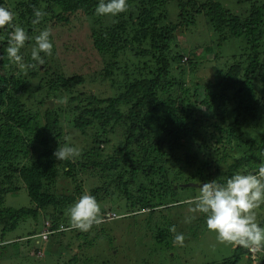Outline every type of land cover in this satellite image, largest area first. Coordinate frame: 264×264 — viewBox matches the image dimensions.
Masks as SVG:
<instances>
[{
    "label": "trees",
    "instance_id": "16d2710c",
    "mask_svg": "<svg viewBox=\"0 0 264 264\" xmlns=\"http://www.w3.org/2000/svg\"><path fill=\"white\" fill-rule=\"evenodd\" d=\"M171 1L177 2L179 12L177 20L168 23L167 5ZM248 1L251 6L244 18L234 14L219 0H127V11L104 25V15L95 11L99 0H15L10 4L11 10L10 0H0V5L14 13L13 24L23 27L31 38L21 49L25 62H31V57L22 51L32 48L34 38L41 30L49 25L53 27L54 20L67 23L68 15L81 12L91 20L95 50L106 56L102 77L109 79L118 73L122 77L119 82L114 80L112 83L115 93L105 98L89 92L83 98V94L76 92L85 84L84 76L76 73L66 76L60 71H55L49 80L40 82L35 90L30 82L40 78L42 67L39 65L25 71L10 61L5 49L11 29L7 26L0 29V243L8 241V234L15 231L22 221L37 220L50 208L54 210L53 214H48L49 219L52 218L53 231L64 225L68 230H74L61 221V216L85 194L84 181L79 177L87 173L90 177L92 172L96 176L99 174V181L104 182V186L92 188L89 193L102 207L103 215L111 208L106 209L102 201L115 199L117 207L125 208L126 213L121 216L126 218L146 211L151 215L152 210L160 206L158 203L164 201L170 200L167 205L179 203L177 184L171 180L170 173L173 164L180 163L185 156L189 168L198 166L195 174L202 182L224 179L238 171L257 170L262 162L260 153L264 151V51L261 50L264 0ZM53 7L59 8L57 15ZM34 8L46 13L38 24L33 23ZM198 15L207 18L218 35L219 44L231 38L247 39L246 56L242 55L226 71L217 70L214 75L218 80L215 84L218 94L214 92L213 77L206 88L197 86L195 96H201V90L204 93L203 98L197 99L203 115L194 109L196 101L190 96L185 97L190 93L189 89L179 86L178 90L176 82V78L183 79L187 66L192 72L200 68L202 50L184 54L179 49L181 34L196 25ZM186 55L196 60L183 62ZM124 56H132L137 61L130 64L127 60L122 66ZM43 65V73L48 75L52 68ZM209 84L212 85L208 87ZM51 99H67L64 102L66 107L56 105L53 108ZM230 103H235L236 107L228 112ZM214 113L215 121L207 124ZM226 113L231 115L230 118ZM68 116V129H78L87 138L91 135L90 130L97 131L91 146L81 150V157L57 160L53 153L58 146L66 144L64 121ZM247 124H254L248 131L253 132V128H257V136L246 137ZM200 131L207 136L208 143L201 138ZM111 134L120 144L112 147V158L105 160L102 144L110 143L108 137ZM194 144L197 150H193ZM36 147H39L36 149L38 155L34 158L29 148ZM205 149L209 155L212 150L220 153L216 162L220 161L221 165L216 170H213L214 159L207 156ZM235 151L239 156L234 155ZM180 152L185 154L184 158ZM17 157H22L23 161L15 163ZM9 168L18 172L32 207H4L6 196L18 189L12 188L13 172L4 177L1 175ZM112 173H117V176L110 181ZM60 177L71 181L74 193L56 192ZM110 184H117L115 192L108 191ZM115 218H105L104 221L102 218L100 225ZM95 225L99 227V224ZM100 229L101 233L106 232L105 226ZM166 233L169 235L162 229L158 236L165 241ZM79 234L85 241L84 245L93 244V240L100 236L97 234L91 242L89 234ZM49 238L43 242H48ZM37 251L45 252L42 246ZM235 252L223 264H239L243 256L250 254L241 246ZM74 260L77 261L76 258ZM249 260L252 262L250 257Z\"/></svg>",
    "mask_w": 264,
    "mask_h": 264
},
{
    "label": "rangeland",
    "instance_id": "374dc122",
    "mask_svg": "<svg viewBox=\"0 0 264 264\" xmlns=\"http://www.w3.org/2000/svg\"><path fill=\"white\" fill-rule=\"evenodd\" d=\"M15 0H10L8 5L12 4ZM203 1V0H199ZM226 8L232 11L234 14L241 17H247L251 2L248 0H219ZM54 13H59V8L53 7ZM12 9V5L9 6ZM168 12V23L175 22L178 16V6L176 1H171L167 5ZM69 21L67 23H58L56 20L53 21L54 26L51 25L45 27L51 32V39L53 42V54L50 56H43L44 63L47 67L52 68L51 72L46 75L44 74V66L40 65L41 74L37 80L33 79L30 82V86L36 87L43 80H49V77L53 76L55 71H60L66 76H72L73 73L81 74L84 76L86 82L84 85L77 88V94H83V98L87 97L85 93L98 94L101 97H108L114 94L113 81L119 82L122 77L118 73L113 78L106 79L102 77L104 74L106 56L99 54L94 46L91 39V20L81 12L73 15H68ZM116 17L111 15H104V25L111 23ZM69 22V23H68ZM181 45L180 51L184 54H191L196 50H202V57L200 58V68L191 71L190 67H186L184 70L183 79L176 78L177 89L180 90L179 86H183L189 89V94L185 97H191L193 101H196L194 109L201 115L203 111L198 106L197 99L203 98L204 93L201 90V96H195L197 86L207 87V82L213 77L212 84L214 86V92L219 93V89L216 88L215 84L218 80L215 78L217 70L226 71L230 65L238 61L241 56H246V38H231L227 42L219 44L218 35L214 32L211 25L208 23L207 18L204 15H198L196 17V25L190 27L184 31L180 37ZM207 49L209 51H207ZM261 50L264 51V38L262 41ZM30 55L31 49L28 51H22ZM131 58V59H130ZM122 58V66L130 60V64L136 63V59L130 56ZM135 59V60H132ZM187 60L195 61L196 59L192 56L186 55L183 62ZM25 62V61H24ZM188 62V61H187ZM202 62V63H201ZM27 63V62H25ZM143 62L140 61V65ZM135 66V65H134ZM25 70V69H24ZM26 71V70H25ZM175 74H180L175 72ZM27 75V72H26ZM198 84V85H197ZM212 84H209L210 87ZM35 92H38L35 91ZM40 93V92H39ZM69 98V96H68ZM58 99H51L53 103L52 107L65 106L64 102ZM227 107L228 112L236 107L235 103H230ZM226 116L230 114L226 113ZM217 120L219 119L216 116ZM215 121V113L211 121L206 122L207 124ZM65 125V136L66 144L74 145L84 149H88L93 140L95 130H90V136L87 138L78 129H68L70 125L69 116ZM254 127V124H247L246 131L247 138H253L257 136L259 132L257 128H253L252 131H248L249 128ZM204 130V129H202ZM245 130V129H244ZM201 138L205 139L208 143L207 136L200 131ZM109 144H102L104 148L103 158L110 160L114 153V145L119 146V142L111 135H109ZM259 138V137H258ZM203 139V140H204ZM104 140V139H103ZM112 145V146H111ZM192 145V144H191ZM111 146V147H110ZM29 147V146H28ZM42 148L41 146H39ZM31 149L32 157H37L38 153L36 149ZM193 150L196 149V144L193 145ZM207 156L214 159L213 170L217 169V166L221 163L216 162V159L220 157L218 151L212 150L210 155L205 149ZM184 158L185 154L180 152ZM203 154V153H202ZM234 155L237 157L239 153L235 151ZM81 157V156H79ZM235 157V158H236ZM187 156L181 159L180 163H174L171 167V180H175L178 188L177 201L179 203L169 204V201L164 203H158V206L152 214L149 215L148 211L143 214L123 217L125 215L123 206L117 207V201H102L104 202L105 208L108 210L107 214H114L116 212L118 218L113 221H108L105 224L93 226L89 231L84 234H89V241L99 234L98 240L94 239L93 244H85L82 237H79V233H83L78 229L66 230L61 234L50 236L48 242H43V238H39L38 235L46 230L47 224L51 225L52 218L49 219L48 214H53L54 210L50 208L47 212L41 213L37 220L26 219L22 221L17 229L8 234L7 239L3 243H0V264H223L229 258L235 255V249L237 246L220 243L217 241L216 233L209 231L206 223L204 214L193 213L190 208L193 207L189 203L193 197L199 194L200 186L206 181H201L200 176L195 174L198 166L189 168L185 163ZM231 160L230 158L228 159ZM22 157L16 158L15 163L22 162ZM229 161H227L229 163ZM232 161V160H231ZM200 164V163H198ZM221 165V164H220ZM219 165V166H220ZM21 168V166L19 167ZM225 169V166L222 168ZM13 172L14 180L12 181V188L17 187V190L9 193L6 196L4 207H13L16 209L24 207H32L31 200L28 196V192L24 183L19 179L18 172L15 173L12 168L7 171H2L1 175L4 177L5 174ZM89 173L81 175L79 178L83 180V190L85 194H89L92 188L104 186L103 181H99V174L96 176L92 172V177ZM117 173H112L109 176L110 181L116 178ZM108 181V180H107ZM193 186H187L184 185ZM14 185V186H13ZM111 185V186H110ZM108 191L115 192L117 184H110ZM184 186V187H182ZM107 188V186H106ZM134 189V186H131ZM15 189V188H14ZM56 192L58 194L66 193L71 195L74 193V186L71 181L60 177L56 184ZM136 190V188L134 189ZM133 190V191H134ZM118 193L116 191V197ZM120 197L123 199L122 193ZM78 200V199H77ZM121 200V199H120ZM116 203V204H114ZM166 204V205H165ZM179 204H182L181 206ZM102 208V207H101ZM100 208V216L103 221L107 217L104 216L103 210ZM1 209V208H0ZM113 210V211H111ZM257 212V220L262 224L264 219V204H262ZM48 216V218L46 216ZM46 219V220H45ZM61 221H64L70 226L68 217V209L61 216ZM264 225V223L262 224ZM105 226L106 232L101 233L100 227ZM175 226L176 233H182L185 237L183 245L174 243L173 237L176 233L170 232L169 228ZM66 228V225H64ZM71 229V228H70ZM165 229L166 239L160 238L159 231ZM107 235V236H106ZM32 236V237H30ZM2 242V241H1ZM42 248L45 252H36V249ZM76 258L77 261L74 259ZM248 256H243L239 264H264V248L263 251H259L255 256V261Z\"/></svg>",
    "mask_w": 264,
    "mask_h": 264
},
{
    "label": "clouds",
    "instance_id": "9594fccd",
    "mask_svg": "<svg viewBox=\"0 0 264 264\" xmlns=\"http://www.w3.org/2000/svg\"><path fill=\"white\" fill-rule=\"evenodd\" d=\"M127 8V0H99L95 11L98 15L115 17L126 12ZM33 15L35 16L33 23L38 24L46 13L34 8ZM13 20L14 13L0 5V29H4L5 26L11 29L6 38L5 49L9 60L24 69H33L42 65L45 62L43 56L53 54L50 30L45 28L35 36L30 52L31 62L25 63L21 49L31 38L23 27L14 25ZM80 153V147L68 145L58 146L53 155L57 160H67L79 156ZM260 157L262 162L257 170L238 171L224 179L209 180L201 185L199 194L189 202L194 205L190 208L191 212L204 214L208 230L216 233L217 241L220 243L241 246L248 251L250 247L263 251L264 225L257 220L256 209L264 204V151L260 153ZM68 217L70 227L82 232H87L94 224L102 222L100 206L96 198L90 194L82 195L69 207ZM50 230H52L51 226ZM59 230H55L50 236L68 228ZM169 231L176 233L175 226H171ZM184 239L182 233H176L173 237L174 243L181 246ZM249 257H252L251 252Z\"/></svg>",
    "mask_w": 264,
    "mask_h": 264
},
{
    "label": "built area",
    "instance_id": "2783aa9c",
    "mask_svg": "<svg viewBox=\"0 0 264 264\" xmlns=\"http://www.w3.org/2000/svg\"><path fill=\"white\" fill-rule=\"evenodd\" d=\"M115 217H117L116 214H107V218H109V219L115 218ZM50 226H51L50 224H47L46 230L44 232H41V234L39 235L40 238H43L46 240L51 235V233L54 232V231L50 230ZM64 229L65 228L62 226L59 231L64 230ZM249 251L251 252V256H252L253 260H255L254 258L257 255V252L259 250L255 249L254 247H250Z\"/></svg>",
    "mask_w": 264,
    "mask_h": 264
},
{
    "label": "water",
    "instance_id": "95a60500",
    "mask_svg": "<svg viewBox=\"0 0 264 264\" xmlns=\"http://www.w3.org/2000/svg\"><path fill=\"white\" fill-rule=\"evenodd\" d=\"M1 62H2V50H1V44H0V65H1ZM50 104H51V106L53 105V103L52 102H50ZM185 187H187V186H193L192 184H190V185H184ZM183 186V187H184ZM201 187V186H200Z\"/></svg>",
    "mask_w": 264,
    "mask_h": 264
},
{
    "label": "crops",
    "instance_id": "0c3cea01",
    "mask_svg": "<svg viewBox=\"0 0 264 264\" xmlns=\"http://www.w3.org/2000/svg\"><path fill=\"white\" fill-rule=\"evenodd\" d=\"M8 242H10V241H8Z\"/></svg>",
    "mask_w": 264,
    "mask_h": 264
}]
</instances>
